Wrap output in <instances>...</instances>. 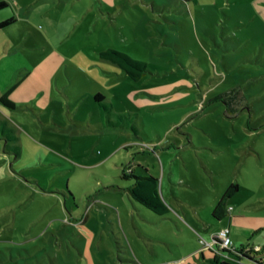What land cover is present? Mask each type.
<instances>
[{
	"label": "rangeland",
	"instance_id": "rangeland-1",
	"mask_svg": "<svg viewBox=\"0 0 264 264\" xmlns=\"http://www.w3.org/2000/svg\"><path fill=\"white\" fill-rule=\"evenodd\" d=\"M0 16L16 19L0 29L15 104L0 101V264H207L203 194L230 178L264 194V0H16ZM97 92L138 132L103 125ZM127 167L159 179L167 217L129 198Z\"/></svg>",
	"mask_w": 264,
	"mask_h": 264
},
{
	"label": "trees",
	"instance_id": "trees-1",
	"mask_svg": "<svg viewBox=\"0 0 264 264\" xmlns=\"http://www.w3.org/2000/svg\"><path fill=\"white\" fill-rule=\"evenodd\" d=\"M197 2V0H195ZM8 6V2L6 0L0 1V9ZM16 19L8 18L6 20L0 21V29L9 26ZM100 55L105 60H108L116 65H118L130 78L138 81L145 78L148 67L147 64L133 58L132 56L113 49L108 48L102 50ZM11 89H8L5 94L0 96V101L5 105L14 107L15 104L8 97ZM94 101L98 105L100 112L107 117L108 125L111 126H122V127H132L136 132H138V127L135 125L134 121V113L125 112L119 113L115 118H112L111 106L112 103L106 101V97L103 93L98 92L94 95ZM14 138V137H9ZM130 167H127L124 170V177L132 179V183L127 187V192L130 198L144 207L150 209L160 217H166L170 212L169 205L164 201L160 186L159 179L152 174L145 175H136L134 172L129 170ZM240 189V185L237 182L231 183L228 188L225 190L222 199L218 202L213 210L214 217L221 219L227 216L228 200L238 193ZM217 239L216 237L214 238ZM216 250L209 248L212 251V258L208 259L210 264H237L234 262H230L227 259H224L225 254L233 255L238 262H241L242 259H248L250 262L254 264H264V252L256 250V249H248L247 246H239L233 249H219L218 245H215ZM236 260V261H237Z\"/></svg>",
	"mask_w": 264,
	"mask_h": 264
},
{
	"label": "crops",
	"instance_id": "crops-1",
	"mask_svg": "<svg viewBox=\"0 0 264 264\" xmlns=\"http://www.w3.org/2000/svg\"><path fill=\"white\" fill-rule=\"evenodd\" d=\"M6 1L8 2V6H9V5L13 4L16 0H14V1L6 0ZM7 7H5V8H7ZM6 19H8V17L0 16V21L6 20ZM0 54H1V51H0ZM5 92L6 91H4V90L3 91L0 90V96ZM99 116L101 118V123L104 125L105 116L100 112V110H99ZM9 129L10 128L8 126L7 120L0 118V138L6 137L7 144L10 143L9 141L14 139V138L13 139L9 138L10 136L13 137L12 135L8 134ZM11 149L17 150V149H19V147L16 145H13L11 147ZM129 170L134 172V173L136 172L135 169L132 167H130ZM146 170L148 171V169H146ZM234 180L235 179L230 178L228 180L221 181L220 188L216 189L214 194H210V195L203 194V196H202L203 202L207 203L209 206V210L211 213V221H209L207 219V217H203L204 215L202 214V208L195 209V212H197L196 215L203 222L204 228L206 230V234H203L204 238L207 241H209L210 243H214L213 241L215 240L214 238L217 235V233L222 228L229 227L234 246L239 247V246L243 245V246H247L248 249H252V250L256 249V247H260L261 249L259 251L264 252V194H260V195L259 194H249L251 196L247 197L246 200H245V198H241L239 196L236 197L237 194H235L227 202L228 214L226 217L218 219V218L214 217V215H213V210H214L215 206L222 199L225 190L228 188V186L231 183H233ZM186 182H187L186 187L195 188V187H193L195 183L192 180L188 179V180H186ZM188 188H186V189L188 190ZM127 195L129 196V194H127ZM181 196L184 197V195H182V194H181ZM129 198H130V196H129ZM248 200H252V201H248ZM189 202H193V201L189 200ZM200 205H202V203ZM251 205H256V206H255V208H252V207H250ZM193 206L195 207V206H199V205H193ZM189 214L190 213H188V215ZM162 218H164V217H162ZM202 222H198V221L193 222L194 229L200 233H202V230H203ZM194 234L196 236H198V234H196V232ZM259 235H260V238H258ZM201 248H203V247H201ZM201 248L199 247L195 251L196 255H198V253H201V255H202V257L199 259V261H200L199 263L206 262L207 264H210L208 262V259L212 258V256H213L212 251H210L209 253L206 254L205 250L201 249ZM208 250H210V249H208ZM235 259L231 258V259H227V260L230 262L236 263L237 259L236 260ZM237 262H238V260H237Z\"/></svg>",
	"mask_w": 264,
	"mask_h": 264
},
{
	"label": "built area",
	"instance_id": "built-area-1",
	"mask_svg": "<svg viewBox=\"0 0 264 264\" xmlns=\"http://www.w3.org/2000/svg\"><path fill=\"white\" fill-rule=\"evenodd\" d=\"M8 1H13V0H8ZM215 237L217 238L216 240L220 242V244L208 243L207 244L208 248H212V249H214L216 251H217V249H216L215 245H218L219 249H233V248H235V246L233 244V240H232V237H231V233H230V228L229 227L222 228L217 233V235ZM260 249H261L260 247H256V250H260ZM224 258L225 259H231V258L235 259V257L233 255H230V254H225Z\"/></svg>",
	"mask_w": 264,
	"mask_h": 264
},
{
	"label": "water",
	"instance_id": "water-1",
	"mask_svg": "<svg viewBox=\"0 0 264 264\" xmlns=\"http://www.w3.org/2000/svg\"><path fill=\"white\" fill-rule=\"evenodd\" d=\"M213 242H214V243H216V244H220V242H219V241H217V240H214Z\"/></svg>",
	"mask_w": 264,
	"mask_h": 264
}]
</instances>
